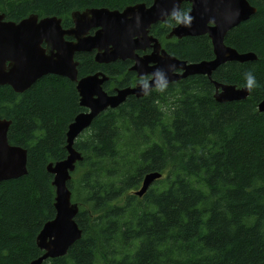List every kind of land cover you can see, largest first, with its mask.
I'll return each instance as SVG.
<instances>
[{"label":"trees","instance_id":"obj_1","mask_svg":"<svg viewBox=\"0 0 264 264\" xmlns=\"http://www.w3.org/2000/svg\"><path fill=\"white\" fill-rule=\"evenodd\" d=\"M256 13L229 31L225 44L257 60L219 67L212 80L247 87L244 101L217 103L205 76L129 96L97 116L74 148L82 160L67 187L79 205L81 238L65 256L42 264H264V0H247ZM153 0H0V13L19 22L31 14L57 17L91 8L121 11ZM157 24L150 34L165 51L188 63L213 59L207 36L166 40L190 7ZM93 53L75 55L78 79L103 73L108 95L133 86L131 62L97 64ZM75 83L49 75L18 94L0 86V118L11 121L10 145L27 151V174L0 182V264H29L43 253L36 238L55 216L53 176L46 167L67 156L66 132L79 106ZM159 173L142 198L145 175ZM78 174V181L72 179ZM158 186V187H157Z\"/></svg>","mask_w":264,"mask_h":264},{"label":"water","instance_id":"obj_2","mask_svg":"<svg viewBox=\"0 0 264 264\" xmlns=\"http://www.w3.org/2000/svg\"><path fill=\"white\" fill-rule=\"evenodd\" d=\"M184 3L190 4V10L171 28L166 39L207 36L212 45L211 60L194 63L178 60L149 33L153 26L165 23L169 18L175 21ZM255 13L256 9L247 0H153L150 6L139 3L121 11L107 8L73 11V25L68 29L62 27V20L57 17L39 18L31 14L19 22H9L5 14L0 13V86H9L21 94L43 77L66 78L76 84L79 106L85 109L68 126L66 158L46 167L53 176L55 216L43 224L35 237L43 254L29 264L63 257L81 238L82 231L75 221L79 206L70 199L67 185L71 173L83 159L81 153L73 149L74 142L97 116L107 109H117L128 96L141 99L157 87L198 75L205 76L212 84L213 99L217 103H238L249 97L247 87L218 83L212 80V75L227 63L244 64L257 60L254 53L241 54L224 43L229 31ZM146 50L150 52L138 54ZM89 52H94L93 61L97 64L130 60L133 63L130 71L137 78L150 76V79L146 84L138 83L108 95L102 85L108 77L103 73L78 79L75 55ZM257 109L264 113V100L259 102ZM10 125L11 121L0 118V182L3 183L27 174L26 149L10 145L6 139ZM160 178L159 173L145 175L134 194L140 198Z\"/></svg>","mask_w":264,"mask_h":264},{"label":"flooded vegetation","instance_id":"obj_3","mask_svg":"<svg viewBox=\"0 0 264 264\" xmlns=\"http://www.w3.org/2000/svg\"><path fill=\"white\" fill-rule=\"evenodd\" d=\"M189 4V3H188ZM190 5V4H189ZM190 10V9H189ZM90 34H92V33H90ZM71 38H66V40H70ZM211 47H212V45H211ZM150 52V50H146V51H144V52H138V54L140 55V56H142V55H145V54H148ZM213 52V51H212ZM89 53H93V59H94V52H89ZM79 54V53H78ZM126 61V60H125ZM128 61H130V60H128ZM131 62V65H130V67L133 65V63H132V61H130ZM130 71V70H129ZM105 75V74H104ZM135 76H136V74H135ZM136 78H137V76H136ZM149 79H150V76H146V77H142V78H137V82L133 85V86H131V87H134L136 84H138V83H142V84H146V83H148V81H149ZM107 82V81H106ZM105 84V83H104ZM124 88H128V87H124ZM121 89H123V88H121ZM116 90H118V88L117 89H115L114 90V93H115V91Z\"/></svg>","mask_w":264,"mask_h":264},{"label":"clouds","instance_id":"obj_4","mask_svg":"<svg viewBox=\"0 0 264 264\" xmlns=\"http://www.w3.org/2000/svg\"><path fill=\"white\" fill-rule=\"evenodd\" d=\"M245 81H246V86L248 88H251V87H253L256 84V79L251 74V72L245 73Z\"/></svg>","mask_w":264,"mask_h":264},{"label":"rangeland","instance_id":"obj_5","mask_svg":"<svg viewBox=\"0 0 264 264\" xmlns=\"http://www.w3.org/2000/svg\"><path fill=\"white\" fill-rule=\"evenodd\" d=\"M169 19H170V18H169ZM167 20H168V19H167ZM171 20H172V19H171ZM177 23H178V22H177ZM177 23H176V24H177ZM176 24H175V25H176ZM90 33H93V31H91ZM166 36H167V35H166ZM165 39H166V37H165ZM173 39H176V38H173ZM173 39H169V40H172V41H173ZM166 40H168V39H166ZM176 40H178V39H176ZM180 40H181V39H180ZM160 44H161V43H160ZM161 46H162V45H161ZM162 48H163V47H162ZM163 49H164V48H163ZM74 59H75V58H74ZM105 83H106V82H105ZM102 85H103V84H102ZM157 88H158V87H157ZM155 89H156V88H155ZM131 97H132V96H131ZM128 98H129V96L127 97V99H128ZM127 99H126V101H127ZM84 131H85V130H84ZM84 131H83V132H84ZM83 132H81L80 135H81ZM79 138H80V137H79V135H78V138H77V139H79ZM78 178H79V175H78V174H75V175H73V177H72V179H74V181H78ZM155 182H156V181H155ZM153 183H154V182H153ZM153 183H152V184H153ZM152 184H151V185H152ZM154 184H155V183H154ZM157 187H158V186H157ZM134 191H137V189L134 190ZM146 193H147V192H146ZM146 193H145L144 195H146ZM142 197H143V195L141 196V198H142ZM72 198H73V197H72ZM72 198H71V199H72ZM73 203H74V202H73ZM75 203H76V202H75ZM78 206H79V205H78Z\"/></svg>","mask_w":264,"mask_h":264},{"label":"bare ground","instance_id":"obj_6","mask_svg":"<svg viewBox=\"0 0 264 264\" xmlns=\"http://www.w3.org/2000/svg\"><path fill=\"white\" fill-rule=\"evenodd\" d=\"M80 54V53H79ZM36 83V82H35ZM73 83V82H72ZM9 87V86H8ZM112 110V109H111ZM102 114V113H101ZM87 130V129H86ZM153 185V184H152ZM141 198V197H140Z\"/></svg>","mask_w":264,"mask_h":264}]
</instances>
